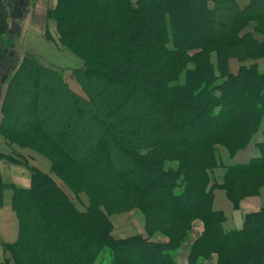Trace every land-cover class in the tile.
<instances>
[{"label":"trees","instance_id":"16d2710c","mask_svg":"<svg viewBox=\"0 0 264 264\" xmlns=\"http://www.w3.org/2000/svg\"><path fill=\"white\" fill-rule=\"evenodd\" d=\"M226 4L234 6L229 15L222 9ZM258 7L260 11L255 12ZM258 12L264 16V0H248L243 6L237 0H58L49 15L57 19L63 43L78 54L87 51L85 58L91 60L84 72L117 81L123 95H138L150 107L138 124L126 130L129 142L118 140L124 129L118 127L121 131L116 138L105 125L103 118L115 120V112L92 115L91 151L85 160L105 171L99 187L107 185L111 191L106 195L112 197L109 203L124 197L123 203L111 205V210L137 204L145 212L147 234L161 229L168 241H151L140 235L111 238L107 234L110 225L103 229L94 215L93 207L100 209L94 198L88 212H81L48 174L32 167L30 186L16 187L13 193L19 234L6 247L16 264H95L105 247L110 251L108 264H177L176 248L194 219L203 222L204 230L192 245L188 264H204L212 253L217 254V264H264V207L245 214L241 227L227 229L226 214L214 206L218 186H240L248 174L264 172V141L256 143L258 155L246 162L225 163L220 157L221 148L233 158L260 130L264 134V67L252 62L232 72L228 53L219 52L213 62L210 51L220 38L218 25L225 17L231 34L243 18L252 19ZM156 44L163 46L175 64L192 57L193 64L184 69L182 80L170 83L166 75H138L142 73L133 55ZM251 48L249 55L264 56V42H253ZM238 59L242 62L244 57ZM25 64L30 71L24 73L8 99L20 71L10 79L1 131L12 141L21 136L27 145L45 150L41 152L52 160L53 169L78 174L65 157L64 134L46 127L55 113L43 95L54 96L56 87L49 78L38 75L45 71L66 82L60 73L40 65L35 58L25 57L21 67ZM35 70L39 73L33 76ZM30 82L37 91L32 92ZM67 92L74 96L71 90ZM28 101L39 108L37 118L19 115L22 103ZM158 113L160 122L169 119L173 123V138H157L161 131L151 117ZM126 116L135 119L133 114ZM137 141H144V145H132ZM182 143L196 152L191 165L169 167L167 161L181 160L171 148ZM126 148L130 154L135 151L133 159ZM140 163L157 174L146 176ZM218 168L223 169L219 180L214 176ZM240 240L247 241V250L233 252Z\"/></svg>","mask_w":264,"mask_h":264},{"label":"rangeland","instance_id":"374dc122","mask_svg":"<svg viewBox=\"0 0 264 264\" xmlns=\"http://www.w3.org/2000/svg\"><path fill=\"white\" fill-rule=\"evenodd\" d=\"M57 5L58 0H53L52 5L49 6L46 11V17L55 23V28L53 27L54 35L46 27L42 33H44L48 39L55 40L57 44L60 45H56L59 49V56L58 58H54L58 61L49 58L52 62L46 63L50 66L57 67L56 71L62 75L66 85L63 84L60 79L59 82L57 79H55V77L52 78V75L45 71H41L44 74H39L38 76L42 79L45 78L46 80L49 78L52 85L56 87L54 96L48 98V96L43 95L44 99H48L50 101L49 103L52 105L55 113L46 127H55V129H58V132L64 134L65 146L67 147L65 157H67L77 168L78 174L71 172L73 175H70L69 171L66 169H64V171L62 169H60V171H57L55 168L53 169L52 160L45 153L41 152L45 150H40L31 145H27L29 142L25 141L27 139L21 138V136V139L15 137L13 142H15L20 148L18 149L19 153L26 156L28 158L27 160L31 162L43 160L44 162L49 163L47 169L48 171L39 169L37 170L48 174L53 184H55V187H57L66 195L67 200L76 209L87 213L92 205V199L94 198L96 204H100V209H98L97 206L93 207L94 215L97 216L98 224L101 225L103 229H108L110 225V229L109 232L107 231V234H109L111 238L121 240L140 235L141 237H146L151 241L167 242L168 237L161 229H155L154 235L149 236L147 234L146 215L137 204L126 207L125 209L115 208L111 210V205H115V203L122 204L124 197L121 200L119 199V202L118 199H111L109 203V200L112 197H110L111 195H106L111 191L106 189L108 188L107 185H102L99 187V184L102 182L100 177L103 173H105V171L103 170L102 166H94L95 164L85 160V158L88 157L89 151H91V129H93L92 115H101V112H103L105 115H110V113L115 112V120H106L103 118V120L106 121L105 125L108 131H112L113 137L115 136L116 138L119 137L117 133L124 129V136H120L118 140L122 141V139H126V141L129 142L130 139L127 136L128 131L126 130L130 126L138 124L139 117H142V114L145 112L144 110L150 107L144 101H142L138 95L134 94L130 96L129 93L123 95L122 89L119 87L120 85L117 81L109 80L102 74H86L84 72L91 58H85V53L87 51L84 50L83 53L78 54L60 39V33L57 29V19L49 15V10L57 7ZM32 6L34 5L32 4ZM222 9L227 11V15H229L231 12H233L234 6L232 5L231 7V5L226 4L223 5ZM260 9L261 7H258L255 9V12L260 11ZM261 12L255 13V16H252L254 17L252 19L249 17L243 18L242 23L237 26L236 30H234L235 32L232 31L234 33L231 32V34L228 32L231 30L229 28L231 24L226 23L228 20L227 17L224 18V20L218 25L221 29L220 38L216 45L210 49L213 62L215 61L219 52H224L230 55L229 61L232 69L237 70L241 64H250L252 62H258L260 67H264V56L256 57L249 55V51H253L251 48L253 42H264V16ZM5 14L6 12L0 0V29L4 25ZM224 24L227 25L223 26ZM8 37L11 39L8 40V42L12 43L14 38L13 33L9 34ZM35 52L36 50H34V54L36 55ZM66 52H72L78 57H76V60L81 64L80 68H72L71 61H69L66 55V58H60ZM135 53L136 54L133 55V58L136 60V66L138 67L139 65L141 69L140 73H142V75L138 73L136 74L142 76V78H149V76L154 77V73L156 76L166 75L168 76V81L170 83H174L177 82L178 79L182 80L184 77V69L188 66H192L193 64L191 59L192 57H186L179 64H175L174 60L165 53L163 46L160 44L142 47L138 52L136 51ZM239 56L244 57L242 62L238 59ZM23 59L25 58L18 60L19 63L17 62L16 64H13L11 66L12 68H10L14 70V72H20L11 86L8 99L11 97L13 91H16L17 87L20 86L22 77L25 75L24 73L26 71H30V68L27 65L28 61H26L27 64L21 67ZM4 71L6 70L4 69ZM149 71L151 72L150 74ZM50 72L55 74L52 71ZM38 73L39 72L35 70L33 72V76H36ZM64 75H66V77ZM30 86H33V84ZM73 87H75L77 90L75 91ZM66 89L74 92V96H70ZM31 90L32 92H35V86L31 87ZM122 95L123 97H121ZM24 102L22 103V109L19 115H22L23 117L25 115L28 117L36 116L37 118V114H39V108L33 106L32 101H28L26 103ZM79 113H81V115H79ZM126 113L133 114L135 119H128ZM80 116L82 117L81 119ZM160 116L161 114L158 113L151 117L154 119V123L158 124V132L161 131L159 132L160 135H157V138H173V133H170L173 129V123H169V119L165 121L163 120L164 122H160ZM68 120L70 121L69 123ZM57 121H59V126L56 125ZM15 123L18 125L19 122ZM118 127H121V130H119ZM4 135L7 136L5 133ZM7 137L9 138V136ZM46 143L47 141H45L43 145H45L47 148L48 145H46ZM250 144L247 146H250V150H248L247 153H250L253 149L252 145ZM132 145L143 146L144 141H137ZM26 147L31 150L28 152V154L21 151ZM171 150L181 157V160L174 159L165 163L172 168H179L180 165L182 168H186L192 163V155L196 154V152L193 151L190 146L183 143L181 145L172 147ZM124 151L129 154L132 159L134 154H136L135 151L133 154H130V151L127 148L124 149ZM20 156L23 157L22 155ZM220 157L225 163H231L232 159L234 158H229L227 152L223 148L220 150ZM140 162L142 163L143 159H140ZM141 163L140 166L143 174L146 176H153L157 174L154 168H151L148 165H142ZM39 164L41 165V163ZM221 171L223 172V169L221 168L215 170L214 176L218 180L220 179ZM242 182L243 185L240 186L237 184L231 185L229 187H223L220 185L214 190V206L217 209L223 207V212L226 214V221L224 223L225 227L231 226L230 223L236 222L239 216L241 217V213L244 220L245 214L248 212L264 207V172L258 171L254 175L248 174L242 179ZM101 188H103V191ZM243 207H258V209L250 210L244 213L241 210L244 209ZM203 230L204 224L200 219H194L191 222L190 228L186 232L184 238L179 242L175 251L178 264H188L192 245L194 241L201 236ZM8 245H3V254L1 256L0 264H16L14 259L15 256L13 257V254L6 247ZM235 247L236 250H233V252H243L247 250L248 243L246 240H240L235 242ZM109 252V248L105 247L95 264H108ZM217 259V254L212 253L205 261H207V264H217ZM17 261L19 260L17 259Z\"/></svg>","mask_w":264,"mask_h":264},{"label":"crops","instance_id":"0c3cea01","mask_svg":"<svg viewBox=\"0 0 264 264\" xmlns=\"http://www.w3.org/2000/svg\"><path fill=\"white\" fill-rule=\"evenodd\" d=\"M238 1L243 6L248 0ZM1 2L6 14L4 25L0 29V54L2 53L0 55V262L3 254V245L16 241L19 234V221L13 209L14 188H27L30 186L32 167L48 171L49 166V163L43 160H36L35 162L27 160L26 156L19 153L18 149L20 148L17 144L5 136V132L1 131L5 116L4 109L9 82L16 73V71L14 72L10 68L18 60L28 57L35 58L44 67L57 70V67L50 66L46 62H52L49 58L57 60L54 58H58L59 49L57 46H60L55 40L48 39L42 33L46 27L54 35L53 27L55 28V23L46 17V11L52 5L53 0H34V3L33 0H1ZM11 33L14 35L12 43L8 42V40H11L8 37ZM34 50H36V55L34 54ZM65 55L71 61L72 68H80L81 64L76 60L77 56L75 54L66 52L60 58H66ZM231 71L235 72L237 70L231 68ZM64 76L66 77V75ZM73 89L77 90L75 87ZM263 126L264 117L262 121ZM261 141H264L262 130L252 138L250 145H252L253 149L251 152L247 153L250 150L249 146L245 150L238 152L231 163H243L251 157L258 155L259 150L256 143ZM21 151L28 154L31 150L26 147ZM220 209L224 211L223 207H220ZM254 209H258V207H249L241 210L245 213ZM242 223L243 215L241 213V217L239 216L236 222L230 223L231 226L226 228H239ZM204 264H207V261Z\"/></svg>","mask_w":264,"mask_h":264}]
</instances>
